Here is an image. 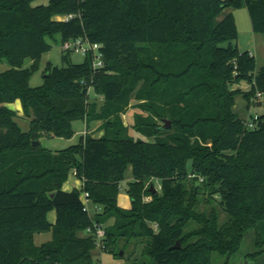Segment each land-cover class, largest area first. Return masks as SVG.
<instances>
[{
	"label": "trees",
	"instance_id": "trees-1",
	"mask_svg": "<svg viewBox=\"0 0 264 264\" xmlns=\"http://www.w3.org/2000/svg\"><path fill=\"white\" fill-rule=\"evenodd\" d=\"M35 1L0 0V63L10 65L0 69V264H95L97 248L120 256L132 241L151 260L131 264H212L216 253L236 254L250 228L258 250L249 256L264 254V114L249 128L234 109L240 94L249 106L264 95V65L257 69L235 43L232 12L246 6L264 36V0ZM56 33L99 43L103 65L95 67L91 53L72 63L64 52L67 65L49 63V76L33 87L31 75L52 48L46 37ZM242 82L250 89L232 87ZM91 89L103 98L100 109ZM134 94L148 115L136 114L133 127L147 139L130 134L122 117ZM17 99L28 130L8 106ZM165 119L173 127L162 129ZM79 120H103L102 135L57 150L34 145L72 138ZM129 168L126 209L118 193ZM73 172L82 188L64 190ZM84 193L103 208L95 217ZM204 194L229 215L225 223L216 208L199 210ZM95 223L105 228L100 244L87 231ZM41 233L52 239L38 245Z\"/></svg>",
	"mask_w": 264,
	"mask_h": 264
},
{
	"label": "rangeland",
	"instance_id": "rangeland-1",
	"mask_svg": "<svg viewBox=\"0 0 264 264\" xmlns=\"http://www.w3.org/2000/svg\"><path fill=\"white\" fill-rule=\"evenodd\" d=\"M46 1L49 0H36L33 4L38 5V3L40 2H46ZM232 12L236 19L237 30H238V39L236 40L235 43L238 45L241 51H249L252 55L253 54L256 55L257 69H260L264 64V36L261 33L255 32L253 30L251 18L246 6L232 9ZM46 39L52 45V48L50 51L42 55V57L39 60V66L37 70H35L31 75L30 84L33 87L40 86L43 84L45 80L44 74L45 72H47L46 66L49 63H52L54 66L57 67H63L67 65V61H65L63 56L64 52L66 53L67 51L64 50L63 48V43L65 41H62L61 35L56 33L51 37L47 36ZM86 56L87 54L83 53L82 51L74 50L70 53L69 59L72 63L78 64V63H83L86 59ZM31 63H32L31 60L27 59L25 66L28 67L30 66ZM7 67L8 68L10 67V65L7 62L3 61L2 63H0L1 70H6ZM140 85L141 83L138 85V87ZM232 87L234 89L240 88L242 90L250 89V85L245 82H242L240 84H233ZM90 100L97 101L99 109L103 104V98L99 95H96L94 89L90 90ZM246 101L247 100L242 94L236 97V106L234 107V109H236L240 117L247 120L251 117H254L255 115L264 114V106H263L264 95L258 92L257 95L252 98L251 105L249 107L247 106ZM143 103L144 101L136 99L134 94L131 100V106L128 108V111L122 115V117L125 123L129 126L130 134H132L135 138L147 139L145 136H143L133 127L136 114H140L143 116L148 115V112L144 110V108L141 107L140 105ZM16 120L23 128V130L29 129L30 119L28 116L24 114V111L20 114L17 112ZM95 124L96 125H94L95 126L94 128L96 129L92 131V134L97 135L99 134L98 130L101 125L98 127L99 123L96 122ZM89 127L90 125H88V128ZM78 141H79V135L72 142H69L67 139L59 138V137L44 138L42 139V146L50 147L52 149H62L72 144H75ZM132 179H133L132 169L129 168L124 180L120 184V190L118 193V205L122 208L127 209L130 208L132 205L131 197L127 192L128 183ZM151 183L156 188H158V190H161V188H159L161 183L158 179H153ZM199 197L201 198V203L199 205L200 211L208 212L212 208H216L219 214L220 224L225 223L229 219V215L223 209H221V207L217 204V201L213 199L209 194L200 195ZM83 199H85L84 195H83ZM146 199L149 200L150 197L148 196ZM95 206L96 205H94L91 201L87 202V208L92 217H95L97 212L99 213L102 212L103 210V208L98 205L99 210L96 211ZM55 214H56L55 212H52L49 215V219L53 220ZM113 222H114V218H111L106 222L105 225L106 226L112 225ZM195 225L197 226V224ZM51 237H52L51 233L37 234L35 237V242L39 245L42 242L50 239ZM256 238H257L256 230L254 228L248 229L244 234L242 246L236 254L229 256V255H220L216 253L214 255L212 264H264V254L255 258L249 256L250 253H253L258 250L256 245ZM142 248H143L142 244L136 245L135 242L132 241V243H130L124 249V257L117 256L112 252L104 251L100 248H97L95 250V257L98 258L101 264H131L135 258L138 259L143 258L144 260L150 261L151 260L150 257L142 256Z\"/></svg>",
	"mask_w": 264,
	"mask_h": 264
},
{
	"label": "built area",
	"instance_id": "built-area-1",
	"mask_svg": "<svg viewBox=\"0 0 264 264\" xmlns=\"http://www.w3.org/2000/svg\"><path fill=\"white\" fill-rule=\"evenodd\" d=\"M74 17V14H69V15H65L63 17L64 20H69L71 18ZM100 44L99 43H93L90 42L87 38H76V39H72V40H67L63 43V48L64 50H66L67 52L69 51H82L85 54H92L94 57V61H93V65L95 67H100L103 65V54L100 50ZM258 118V115H255L254 117H251L249 119L246 120V125L249 128H254L255 127V120ZM196 175L194 173L190 174V177H195ZM201 181H203V178H200ZM161 188V185L160 187ZM85 199L84 202L87 205V202L89 201V199L87 198L88 194L84 193L83 194ZM83 197V196H82ZM97 210H98V205H96ZM95 230V231H94ZM92 228H88V233H93L95 234V236L97 237L98 243L100 244V240L101 238H103L105 236V228L103 225L95 223V229ZM95 264H101L100 261L95 263Z\"/></svg>",
	"mask_w": 264,
	"mask_h": 264
},
{
	"label": "crops",
	"instance_id": "crops-1",
	"mask_svg": "<svg viewBox=\"0 0 264 264\" xmlns=\"http://www.w3.org/2000/svg\"><path fill=\"white\" fill-rule=\"evenodd\" d=\"M50 1V0H49ZM49 1H46V2H40V3H38V5L39 4H47ZM34 5V4H33ZM37 5V4H36ZM254 55V54H253ZM255 57H256V55H254ZM264 65V64H263ZM8 68V67H7ZM6 68V69H7ZM247 102V106L249 107V104H248V101H246ZM8 106L9 107H11L12 109H14V110H16L19 114L20 113H22L23 112V106H22V101L20 100V99H17L15 102H13V103H9L8 104ZM236 106V105H235ZM21 111V112H20ZM235 112L238 114V112L236 111V109H235ZM239 115V114H238ZM239 117H240V115H239ZM242 118V117H241ZM99 123L98 124V127L102 124V122H103V120H96V121H92L89 125H90V127L88 128V125L84 122V121H81V120H79V121H75L74 122V129H75V134H74V136L72 137V138H70V139H67L69 142H72L78 135H79V140H80V138H81V136H85L86 134H89V133H91L92 134V131L94 130V129H96V128H94L95 126L94 125H96L95 123ZM30 126V125H29ZM98 133L99 134H97V135H95V134H93L94 136H101L102 135V131H100V130H98ZM64 139H66V138H64ZM42 142V141H41ZM50 148V147H49ZM52 149V148H51ZM53 150H57V149H53ZM82 185H83V181L81 180V179H79L76 175H75V173L73 172L71 175H70V177H69V179L64 183V185H63V189L64 190H67V191H71V190H73L74 188H82ZM95 209H96V211H98L99 210V207H98V210H97V207L95 206ZM52 212H55L56 213V211L54 210V211H51L50 213H49V215L52 213ZM98 213V212H97ZM48 215V216H49ZM55 220H56V214L54 215V217H53V220H51L50 219V221H52V222H55ZM85 234V232L84 233H82V235H84ZM36 237V236H35ZM52 239V237L50 238V239H48V240H46V241H44V242H47V241H49V240H51ZM44 242H42V243H44ZM41 243V244H42ZM40 245V244H39Z\"/></svg>",
	"mask_w": 264,
	"mask_h": 264
},
{
	"label": "water",
	"instance_id": "water-1",
	"mask_svg": "<svg viewBox=\"0 0 264 264\" xmlns=\"http://www.w3.org/2000/svg\"><path fill=\"white\" fill-rule=\"evenodd\" d=\"M50 1H52V0H50ZM49 76V72L48 73H46L45 74V77H48ZM171 127H173V123H172V121L171 120H169V119H165L164 120V124L162 125V129H169V128H171ZM41 144V141H36V142H34V145L35 146H38V145H40ZM150 189H151V191L153 192V193H156L157 191H158V189L154 186V185H151V187H150ZM180 246V243L178 242L176 245H174L172 248H178ZM120 256H123L124 255V250H121L120 252Z\"/></svg>",
	"mask_w": 264,
	"mask_h": 264
}]
</instances>
